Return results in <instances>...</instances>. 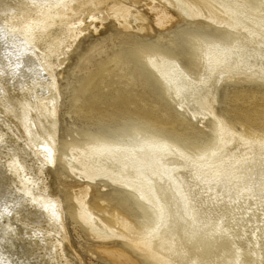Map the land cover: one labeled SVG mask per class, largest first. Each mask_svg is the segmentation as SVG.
<instances>
[{
    "label": "bare ground",
    "instance_id": "6f19581e",
    "mask_svg": "<svg viewBox=\"0 0 264 264\" xmlns=\"http://www.w3.org/2000/svg\"><path fill=\"white\" fill-rule=\"evenodd\" d=\"M253 2L0 0V245L9 248L3 262L80 259L66 250L63 208L48 192L55 169L75 181L65 189L73 222L113 263L264 264V110L251 115L241 106L237 121L216 112L220 86L264 84V0ZM106 20L158 37L174 21H200L187 37L175 30L165 44L132 47L123 73L163 99L166 111H177L178 121L208 126L203 148L178 143L168 134L181 130L157 114L118 117L95 105L93 114L133 123L134 133L83 132L58 142L60 69L76 39ZM25 80L37 93L36 121L22 129L16 105ZM106 187L118 200L90 198Z\"/></svg>",
    "mask_w": 264,
    "mask_h": 264
},
{
    "label": "rangeland",
    "instance_id": "374dc122",
    "mask_svg": "<svg viewBox=\"0 0 264 264\" xmlns=\"http://www.w3.org/2000/svg\"><path fill=\"white\" fill-rule=\"evenodd\" d=\"M247 1L254 4L253 0ZM110 3L113 2L108 1L106 3L107 6ZM198 23H200L199 20L188 24L181 20L174 21L167 30L161 31V37H158L156 30L152 33H147V35L140 33L132 34L124 32L119 26L115 25V22L110 20L107 22L106 20L97 31L88 30L82 33L74 42L66 62L60 69L61 74L57 77L59 90V105L57 110L58 139H60L58 142L62 141V137L66 141L70 135L76 134L78 136L80 135L79 133L83 132H106V134L112 135L120 132L127 136L134 133L136 127L133 123L127 122L126 124V121H123L121 118L118 120V118L109 116L99 117L98 114H93L94 110L91 107L95 105L100 111H104L107 108L105 112H117L118 117H121L123 114L127 115L129 111H148L150 114H157L163 121L172 122L175 129L181 130L182 133L179 134L182 135L180 136L168 134L172 137L175 136L173 138L178 143L182 144L184 142L182 145L185 144L191 149L203 148L205 143L210 139V128L208 126L202 128L198 123L190 121L188 118H181L183 122L178 121L180 118H175L176 113H178L177 111H174L172 108L170 110L174 113L166 111L163 99L156 96V93L152 92L151 89L132 81L133 77L129 74L123 73L124 71L127 72L123 61L130 56V52L134 49L132 47L138 49V44L142 42L157 45L165 44L167 36L173 34L175 30H182L185 34L184 36L187 37V33L193 32ZM136 63L139 64L137 61ZM140 77H143V74H140ZM28 81L22 82L21 88L18 90L21 101L16 105V110L21 112V114L18 112L16 117L20 122L19 124H22L20 125L22 129L26 128L27 124L25 123L29 124L33 122L32 124L34 125L36 121V119H32L35 117H32L34 115L31 112V110L36 108L34 101H32V96H34L32 94H35L32 91L35 90H32L34 86L30 85ZM28 85H30V88L27 87ZM26 89H30L31 91ZM245 93L253 96L249 97ZM235 95H244V99L236 100L233 98ZM35 97L33 98L37 99V93ZM217 98L219 104L216 106V112L226 117L225 119L227 120L232 119V121H237V118L241 114L239 110L241 106L244 107V111L251 115H254L256 111L264 110V106H261V104H264V84L241 80L238 83L229 82L226 85L220 86ZM24 108L28 111L26 112ZM28 115L31 116L29 117ZM263 117L264 115L260 114L259 119L258 117L255 118L263 120ZM238 124L240 126L242 122L239 121ZM256 130L260 133L263 132L262 128ZM194 143L198 146L193 145ZM199 144L200 148H198ZM49 170L48 192L58 200L63 208L60 219L63 218L62 221L68 234L67 241L71 244L67 248L68 244L64 242L68 253L76 252L79 255L80 259L74 258L77 264H117L96 252L95 247L100 243L88 238L84 231L73 222L69 213L71 201L65 189L67 185L75 182L74 179L61 175L55 169ZM96 189L97 191L91 195V199H94V196L99 194L101 196H112L116 200L119 198L109 187ZM1 247L0 245V261L3 262L6 260L5 256L8 255L9 248L5 245ZM90 250H93L94 254L90 253ZM19 262H21L20 264H27L26 260L23 259L22 261L19 260ZM19 262L16 261L15 264H19ZM3 263L12 264L11 260L9 263Z\"/></svg>",
    "mask_w": 264,
    "mask_h": 264
},
{
    "label": "snow or ice",
    "instance_id": "6c2138e0",
    "mask_svg": "<svg viewBox=\"0 0 264 264\" xmlns=\"http://www.w3.org/2000/svg\"><path fill=\"white\" fill-rule=\"evenodd\" d=\"M3 36H4V34H3V33H0V39H2ZM207 71H209V72H213V71H215V68L212 67L211 65H209V68L207 69ZM46 210H47V209H46ZM6 212H7V209H5V213H6ZM221 231H222V229H221ZM0 264H3V262L0 261Z\"/></svg>",
    "mask_w": 264,
    "mask_h": 264
}]
</instances>
